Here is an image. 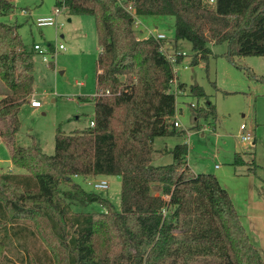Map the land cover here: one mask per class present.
Instances as JSON below:
<instances>
[{"label":"trees","instance_id":"obj_1","mask_svg":"<svg viewBox=\"0 0 264 264\" xmlns=\"http://www.w3.org/2000/svg\"><path fill=\"white\" fill-rule=\"evenodd\" d=\"M137 17L172 16L174 40H187L191 63L206 61L209 45L226 43L229 60L264 56V0H125ZM69 14L94 18L96 58L94 113L89 125L71 133L56 128L54 153L36 141L16 144L18 111L33 93V50L18 25L0 19V139L10 163L0 168V248L26 264H264L245 231L225 187L212 173H195L187 145L176 143L172 161L151 163L157 136L181 135L174 125L173 66L160 50L163 39L141 37L134 17L117 0H55ZM0 0V17L13 11ZM169 50H174L175 43ZM183 56L177 57V62ZM183 84H176L181 89ZM195 120H213L214 102L191 85ZM199 128V124H195ZM249 171L258 166L254 159ZM234 164H244L234 156ZM120 178V210L106 197L86 191L74 177ZM159 185L157 193L153 186ZM98 203V211L74 204Z\"/></svg>","mask_w":264,"mask_h":264},{"label":"rangeland","instance_id":"obj_2","mask_svg":"<svg viewBox=\"0 0 264 264\" xmlns=\"http://www.w3.org/2000/svg\"><path fill=\"white\" fill-rule=\"evenodd\" d=\"M14 0L16 20L8 15L0 19L18 25L17 33L27 50H33V93L21 104L18 111L20 127L15 136L17 145L27 146L36 141L42 152L54 153L56 128L71 133L89 125L94 106L96 58L99 52L94 18L91 15L69 14L62 8L57 16L58 26H38L35 17L19 14V7H28L35 14L54 10L55 0ZM70 19V20H68ZM136 32L142 28L145 37L152 33L164 34L163 41L175 43L174 50L184 51L182 59L174 64L176 82L171 91L175 95V118L181 135L157 136L153 139L155 152L151 163L167 164L172 161L171 149L176 143L187 145V163L195 173L214 174L229 193L246 233L264 257V56H226V43L210 44L212 53L206 61L192 64L193 49L190 42L174 40L172 16L145 15L138 17ZM150 28L143 29V26ZM154 27H157L155 29ZM153 28V29H152ZM147 37V36H146ZM44 48L39 53L33 45ZM62 44L64 49H59ZM45 58V59H44ZM183 84L181 89L176 84ZM199 85L214 102L216 116L213 120L194 119L191 104H203L202 98L193 97L189 88ZM7 88L0 80V97ZM32 98L40 106L29 104ZM200 127H194L195 124ZM251 131L252 139H240V125ZM244 164H234V156ZM254 159V171L247 169ZM215 164L217 166H215ZM10 166V150L0 139V168ZM16 168V167H15ZM16 172H24L16 168ZM108 182L104 189H94L81 177L77 181L86 191L106 197L115 210H120V178L115 175L98 177ZM159 185L153 186V193ZM102 207L92 202L74 204V211H98ZM18 253L0 248V264H26L17 259Z\"/></svg>","mask_w":264,"mask_h":264},{"label":"built area","instance_id":"obj_3","mask_svg":"<svg viewBox=\"0 0 264 264\" xmlns=\"http://www.w3.org/2000/svg\"><path fill=\"white\" fill-rule=\"evenodd\" d=\"M117 1L119 2V4H121L122 6L125 7V9L132 15V17H134V25H138L140 22L138 20V17L135 14V10L132 7V5L131 4H125V0H117ZM62 8H63V6H61V5L55 6L54 10L50 14L36 16L34 18L35 24L38 26H58L56 19H57V16L59 15V13L61 12ZM19 13L22 15L29 14V12L25 9H21L19 11ZM146 35L147 36H153V37L158 38V39L164 38V34L161 32L152 33L151 31H149ZM33 47H34V49L38 50L39 53L45 52V49L40 48V46L37 43L34 44ZM58 48L64 49V46L62 44H59ZM160 50L165 54V56L168 58V60L170 61V63L172 64L173 67H174V64L177 63V57L185 55L184 51L169 50L167 41H165L160 46ZM174 82H176V81H173V83ZM29 104L33 107H38V106H40V101L37 98H32L30 100ZM192 106H194V104H192ZM92 124H93V122H90V125H92ZM174 125L178 126L179 124L177 121H174ZM240 139L242 141H250L252 139L251 131L246 129L245 124L240 125ZM84 181L94 189H104V188L108 187V182L105 179L86 178V179H84Z\"/></svg>","mask_w":264,"mask_h":264},{"label":"crops","instance_id":"obj_4","mask_svg":"<svg viewBox=\"0 0 264 264\" xmlns=\"http://www.w3.org/2000/svg\"><path fill=\"white\" fill-rule=\"evenodd\" d=\"M12 3H13V6H14V8H13V11L12 12H10L9 14H7L8 15V17H9V19H13V17L15 16V20H16V7H15V5H14V0H10ZM38 0H34V2L36 3ZM41 1V0H40ZM33 2V3H34ZM56 6V5H55ZM54 6V7H55ZM21 9H25V10H27L28 12H29V14H25V15H23V16H28V17H36V16H39V15H48V14H50L51 12H46V13H39V14H35L30 8H28V7H19V10H21ZM20 14V13H19ZM20 15H22V14H20ZM68 20H70V19H68ZM145 28H150V27H148V26H143V29H145ZM155 29H157V27H154ZM153 29V28H152ZM141 31H142V28H139L138 29V32H139V35H141ZM147 36V35H146ZM145 36V37H146ZM142 37V36H141ZM168 42V41H167ZM36 44V43H35ZM169 48H171V45H169ZM174 81H177V79H176V77H175V80ZM191 106H192V104H191ZM193 107V106H192ZM194 119H195V117H194ZM174 121H177L176 120V118H175V116H174ZM179 124V123H178ZM179 126V125H178ZM177 126V127H178ZM188 164V163H187ZM188 166L190 167V165L188 164ZM215 166H217L216 164H215ZM191 168V167H190ZM7 170H10V171H12V172H16L17 170H16V168L13 166V165H11V163H10V166L8 167V169ZM98 177H105V176H97L96 178L98 179ZM73 179H76V177H74ZM157 193V192H156Z\"/></svg>","mask_w":264,"mask_h":264}]
</instances>
